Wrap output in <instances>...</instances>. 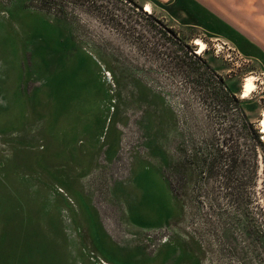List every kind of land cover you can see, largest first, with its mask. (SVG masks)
<instances>
[{"label": "rangeland", "instance_id": "rangeland-1", "mask_svg": "<svg viewBox=\"0 0 264 264\" xmlns=\"http://www.w3.org/2000/svg\"><path fill=\"white\" fill-rule=\"evenodd\" d=\"M98 8L0 0V264H264V0Z\"/></svg>", "mask_w": 264, "mask_h": 264}, {"label": "trees", "instance_id": "trees-1", "mask_svg": "<svg viewBox=\"0 0 264 264\" xmlns=\"http://www.w3.org/2000/svg\"><path fill=\"white\" fill-rule=\"evenodd\" d=\"M103 0H38L40 3V7L44 8V10L48 9H59L61 11L65 10L67 6H71L73 9L76 8H82V9H90L92 12L91 13H96L100 12L98 11V5L100 2ZM139 12V9H136ZM144 17H147L145 14H140ZM170 34V32H168ZM178 40V41H177ZM169 43H174L176 45L180 44L182 45V41L179 39H176L175 36H173V39H168ZM176 42V43H175ZM183 46V45H182ZM186 53L183 54L181 57H179L178 61H180V65H184L185 67H190L192 71L194 72L195 67H198L199 64H202V60L200 57L197 56L195 53L196 50H194L192 47H187L185 48ZM182 60V61H181ZM200 66V65H199ZM194 67V69H193ZM201 74L198 75V77L194 78L195 85H200L202 87L203 82H205L206 86H212V78L209 75L204 76L203 69L200 68ZM204 77L206 80H204ZM203 89V88H202ZM220 88L217 91H214L211 95L207 94L208 96H213L212 100L214 101H219V99H222L223 101L225 100L226 106L233 107L235 104H238V101L235 97L230 96V94L225 93V92H220ZM211 92V91H210ZM224 93V94H222ZM238 108V107H237ZM234 111H238L237 109H234ZM244 126L246 131L248 132H254L255 134H258V130L255 129L254 124H251L244 120ZM261 137L258 135L257 139L259 140ZM222 152V151H221ZM219 155V152H218ZM226 158V157H225ZM223 155L221 156L220 161H222ZM224 160V159H223ZM231 161V159H230ZM218 162V160L216 161ZM236 162V160H235Z\"/></svg>", "mask_w": 264, "mask_h": 264}, {"label": "bare ground", "instance_id": "bare-ground-1", "mask_svg": "<svg viewBox=\"0 0 264 264\" xmlns=\"http://www.w3.org/2000/svg\"><path fill=\"white\" fill-rule=\"evenodd\" d=\"M145 11L148 12V13H151V6L150 5H146ZM195 43L200 49L198 51V54H203L207 50V45L202 40L197 39L195 41ZM243 88H244V91H243L244 96H243V98H248L252 93L255 92V89H256L255 77H253V76L247 77L246 80H245ZM260 127H261V132L264 134V112H263L262 120L260 121Z\"/></svg>", "mask_w": 264, "mask_h": 264}, {"label": "flooded vegetation", "instance_id": "flooded-vegetation-1", "mask_svg": "<svg viewBox=\"0 0 264 264\" xmlns=\"http://www.w3.org/2000/svg\"><path fill=\"white\" fill-rule=\"evenodd\" d=\"M195 53H197V52L195 51Z\"/></svg>", "mask_w": 264, "mask_h": 264}]
</instances>
